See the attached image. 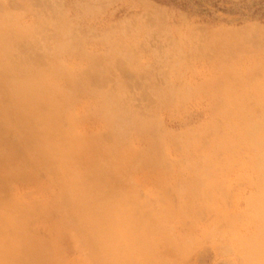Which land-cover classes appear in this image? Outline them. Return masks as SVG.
I'll list each match as a JSON object with an SVG mask.
<instances>
[{"label": "rangeland", "instance_id": "374dc122", "mask_svg": "<svg viewBox=\"0 0 264 264\" xmlns=\"http://www.w3.org/2000/svg\"><path fill=\"white\" fill-rule=\"evenodd\" d=\"M252 1L0 0V264H264Z\"/></svg>", "mask_w": 264, "mask_h": 264}, {"label": "trees", "instance_id": "16d2710c", "mask_svg": "<svg viewBox=\"0 0 264 264\" xmlns=\"http://www.w3.org/2000/svg\"><path fill=\"white\" fill-rule=\"evenodd\" d=\"M161 5H165V6H172V7H179L182 9H186L185 6L181 5V0H153ZM206 1V0H203ZM260 1V2H258ZM258 1H252L253 4H257L258 9L257 10H263L262 9V5L264 4V0H258ZM245 3V2H244ZM264 22V19L262 20Z\"/></svg>", "mask_w": 264, "mask_h": 264}]
</instances>
